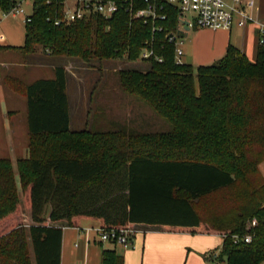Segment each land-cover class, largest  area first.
<instances>
[{
    "label": "trees",
    "instance_id": "1",
    "mask_svg": "<svg viewBox=\"0 0 264 264\" xmlns=\"http://www.w3.org/2000/svg\"><path fill=\"white\" fill-rule=\"evenodd\" d=\"M15 0H0L10 10ZM139 0L136 8L143 7ZM54 7L37 0L27 24L22 52L41 47L51 55L91 59L139 60L145 47L154 58L147 71L118 72L122 90L149 105L171 126L169 132L141 134L72 132L67 72L53 79L9 86L27 98L29 157L17 162L19 180L9 159H0V222L19 214V185L29 191V230L17 227L0 237V264H61L63 229L81 218L103 227L144 224L220 235L222 248L204 258L216 264H264V45L252 62L229 46L226 56L194 68L175 61L179 12L167 6L157 23L130 21L125 9L110 21L54 26ZM182 36V35H181ZM70 136L72 145L55 154L42 137ZM61 151V150H60ZM50 208L49 217L45 216ZM257 220V227L251 223ZM50 221L51 224H48ZM28 232V233H27ZM254 234L250 244L241 240ZM102 264H124L115 250H104Z\"/></svg>",
    "mask_w": 264,
    "mask_h": 264
},
{
    "label": "crops",
    "instance_id": "2",
    "mask_svg": "<svg viewBox=\"0 0 264 264\" xmlns=\"http://www.w3.org/2000/svg\"><path fill=\"white\" fill-rule=\"evenodd\" d=\"M252 16L257 22L264 23V19L257 15L255 10H253ZM188 32L184 34L186 37L189 36ZM202 34H211V32L203 30L194 35V53L188 57L195 66L191 63L189 65L194 68L210 66L221 60L226 56L229 46L241 50L251 61L254 58L256 60L259 40L257 26L254 24L245 28L235 26L231 31L217 32L214 40L210 42L204 41L201 38ZM0 54V159H9L16 165L19 160L25 159L29 154L28 106L26 96L15 92L6 84L10 82V77L23 81L25 85H30L38 80L53 79L55 69L59 66L54 67L48 77H45L40 70L21 64L17 66L13 63L18 60L17 55L6 47H0ZM46 56L51 57L52 55L47 52ZM68 86L67 77V93L69 92ZM72 125L71 114V130ZM28 213L29 219L32 221L31 209ZM49 213L50 208L45 214L47 218ZM48 224H51L50 221ZM82 224L86 227L81 228ZM54 225L63 229L61 264H72L73 262V264H102L104 250H115L124 258V264H210L204 256L209 252L221 249L223 245V237L220 235L194 234L178 228L129 224L135 231L133 242L136 243L137 249H131V246L104 243L97 238L101 251L96 252L90 248L85 251L84 260L76 263L79 246L74 243L75 238L84 235L87 232L85 229L101 227V222L85 217L80 219L77 226H68L66 221ZM27 236L32 264H36L29 233ZM91 239L96 242L95 237ZM71 259L72 261H70Z\"/></svg>",
    "mask_w": 264,
    "mask_h": 264
},
{
    "label": "rangeland",
    "instance_id": "3",
    "mask_svg": "<svg viewBox=\"0 0 264 264\" xmlns=\"http://www.w3.org/2000/svg\"><path fill=\"white\" fill-rule=\"evenodd\" d=\"M227 1L231 2V0ZM252 1L254 4L252 12L255 10L257 15H260L264 19V0ZM28 12L30 14L31 9H29ZM203 30L211 32V34H202L201 36L204 41L208 42L214 40L217 32L223 31L192 29L188 32V37L182 35L180 40H183L184 44L180 46V48L185 53V55L181 57L184 63H193L188 57L194 53V35L196 32ZM26 34L27 25L24 22L23 16H10L8 18L0 16V47H24L26 45ZM8 50L17 55L18 60L13 62L17 64V66L21 64L28 68L40 70L45 77H48L52 69L56 66H62L66 69L69 84L68 94L70 97L73 120L72 132L74 133L83 131L104 133L125 130L129 133L152 134L169 132L171 130L170 124L160 118L149 105L137 97L125 93L120 86L118 77L119 71L126 69L147 71L151 67V64L148 62H141L138 60L127 61L123 58L105 60L91 59L90 61H84L79 58L54 55L48 57L46 56L47 52L41 47H35L34 50L30 52H22L15 49ZM252 61L254 62L255 58ZM192 65L195 66V64ZM10 78L15 79L12 77ZM18 81L23 86L25 85L23 81L19 79ZM6 85L9 86V84ZM70 138V136L62 138L42 137L39 141H47L54 149L51 153L58 154L63 151L61 147L72 145ZM13 166L15 176L19 180L17 164H13ZM259 170L264 176V162L260 164ZM18 191L20 197L19 214H21L22 221L18 223L15 222L14 216H7L0 222V237L17 227L22 226L24 230H29L30 226L33 225V222L29 219L28 213L30 209L29 191L21 188V185H19ZM66 225L70 226L69 222L66 221ZM80 227L83 228L86 226L82 224ZM94 237L96 238V242L91 239ZM97 238L98 237L91 232H85L81 237L75 238L74 243H77L79 246L77 251L79 255L76 257V263L84 260L85 251L90 248H93L96 252L101 251V246L98 242L99 238ZM131 249H137L136 243L134 246H131ZM28 251L29 255H31L29 244ZM82 254L83 257H81ZM70 261H72V259ZM210 264H216V262L211 261Z\"/></svg>",
    "mask_w": 264,
    "mask_h": 264
},
{
    "label": "built area",
    "instance_id": "4",
    "mask_svg": "<svg viewBox=\"0 0 264 264\" xmlns=\"http://www.w3.org/2000/svg\"><path fill=\"white\" fill-rule=\"evenodd\" d=\"M139 0H44V4L54 7L53 16L47 21L54 26L88 23L95 18L105 21L112 20L122 9L130 16V21H141L144 24L157 23L165 20L166 7L172 6L179 12L178 33L168 37L170 43L175 45V61L178 65L185 64L181 57L184 55L180 40L188 30L211 29L214 31H231L235 26L245 28L250 24L257 26L259 45H264V23L257 22L252 16L253 1L245 0H140L144 6L136 8ZM37 0H15L14 6L7 11L0 7V16H23L25 24H30L36 10ZM31 9L29 14L28 10ZM188 28V29H187ZM162 63L163 59L157 57L154 50L145 47L138 61L149 62L152 59ZM257 220L251 226L257 227ZM84 231V230H83ZM93 232L101 242L125 246H134L135 231L129 225L125 227H97L85 229ZM255 238L254 234H247L243 238L235 237L250 244Z\"/></svg>",
    "mask_w": 264,
    "mask_h": 264
},
{
    "label": "water",
    "instance_id": "5",
    "mask_svg": "<svg viewBox=\"0 0 264 264\" xmlns=\"http://www.w3.org/2000/svg\"><path fill=\"white\" fill-rule=\"evenodd\" d=\"M188 29V28H187Z\"/></svg>",
    "mask_w": 264,
    "mask_h": 264
}]
</instances>
